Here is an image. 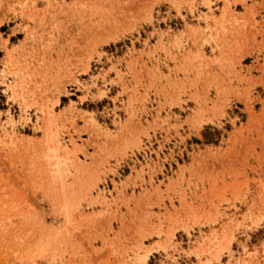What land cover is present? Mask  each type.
Instances as JSON below:
<instances>
[{"label": "rangeland", "instance_id": "374dc122", "mask_svg": "<svg viewBox=\"0 0 264 264\" xmlns=\"http://www.w3.org/2000/svg\"><path fill=\"white\" fill-rule=\"evenodd\" d=\"M0 264H264V0H0Z\"/></svg>", "mask_w": 264, "mask_h": 264}]
</instances>
